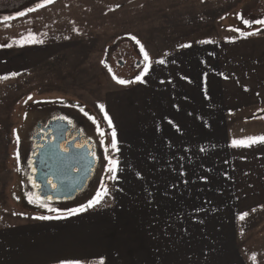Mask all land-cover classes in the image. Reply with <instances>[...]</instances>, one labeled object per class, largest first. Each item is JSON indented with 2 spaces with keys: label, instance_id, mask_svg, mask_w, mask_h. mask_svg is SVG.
<instances>
[{
  "label": "crops",
  "instance_id": "crops-1",
  "mask_svg": "<svg viewBox=\"0 0 264 264\" xmlns=\"http://www.w3.org/2000/svg\"><path fill=\"white\" fill-rule=\"evenodd\" d=\"M111 1L90 0L83 9L80 4L72 5L80 13V21L88 23L86 28L98 23L95 30L105 37H110L109 31L115 37L117 29L123 36L135 37L132 40L139 41V50L142 46L149 56L145 61L139 53L142 59L134 80L119 86L116 95L122 122L118 131L116 128L117 138L123 149L132 150V162L127 164L133 166L135 205H140L143 214L168 215V224L173 223V214H180L187 233L192 229L228 230L226 237L206 240L207 245L212 244V264H264V230L257 235L248 233L238 219L242 213L260 215L264 223V144L231 146L233 139L264 136V117L259 115L264 110V27L221 29L222 33L212 29L209 34L195 28L196 17L179 9L187 4L173 10L172 0H115V9L110 11ZM112 14H117V21L110 27L111 20H106ZM85 31L79 35L88 38L94 34ZM205 40L212 43H200ZM62 44L39 51L31 60L24 48L0 51V79L28 73L57 53ZM183 44L191 47L182 48ZM159 60L165 63H157ZM146 65L149 71L142 76L143 82L137 81ZM130 119L133 126L126 128ZM168 224L164 222V228ZM54 228L60 233L61 227L54 222L17 226L9 234L8 230L4 243L8 263L35 260L28 253V240L23 242L25 246L21 243L35 230L44 231L48 239L44 249L38 250L43 259L59 255L60 243L57 250L48 252L57 241L51 231ZM242 229L244 233H240ZM70 238L72 247L75 237ZM79 246L82 252L97 250L92 244ZM110 248L109 242L107 254ZM19 254L31 261L22 260Z\"/></svg>",
  "mask_w": 264,
  "mask_h": 264
},
{
  "label": "rangeland",
  "instance_id": "rangeland-1",
  "mask_svg": "<svg viewBox=\"0 0 264 264\" xmlns=\"http://www.w3.org/2000/svg\"><path fill=\"white\" fill-rule=\"evenodd\" d=\"M1 1L2 4L6 2ZM87 1L90 2L54 0L52 4L28 12L30 7L43 2L35 0L28 2L27 7L18 12L12 11L7 15L0 13V51L24 48L27 49L28 58L31 60L39 51H47L63 42L57 47V53L31 67L28 73L0 79V264H9V259L4 253L5 234L8 230L9 234L14 227H31L41 222H54L61 227L60 233L55 228L51 230L57 241L48 247V252H54L60 243L61 252L53 259L49 256L43 259V253L38 250L44 249L48 239L44 231L35 230L33 235L29 233V239L24 238L21 241L25 246L23 242L28 240L31 249L28 253L35 259L31 261L26 255L19 254L22 260L31 261L28 264H41L43 260H51V264H62L65 261L101 264V260L103 264H202V261L198 262V258L208 259L209 262L205 264H212V244L207 245L206 240L209 241L211 237H226L228 230L192 229L187 233L182 229L184 224L180 222V214H173V223L168 224L165 221L168 215L143 214L140 205H135L133 166L127 164L132 162V150L123 149L124 144L117 138V131L122 122L120 123L116 95L118 87L122 85L118 84L113 76L128 80L137 74L140 66L136 65L142 59L139 55V45L123 36L117 29L115 37L111 36L114 34L111 31L108 32L110 37H105L98 35L99 29L95 30L98 23L86 28L88 23L80 21V13L75 12L74 9L77 8L72 4H80V9H83ZM110 3L111 11L115 9V0ZM172 4L173 10L187 4L179 9L187 11L190 18L196 17L198 21L195 25L198 27L195 28L204 30V33L213 34L221 29L243 31L264 27L254 23L264 19V0H204L202 3L198 0H184L183 3L172 0ZM3 7L6 6L0 8ZM20 12H25L26 15L19 16ZM238 13L250 22V26H245L243 20L237 17ZM173 15H176V12ZM4 16L14 19L3 21ZM107 17L106 22L110 19L108 25L111 27L110 23L117 21V14ZM85 30L87 34L93 32V36L87 38L79 35L84 34L82 31ZM20 44L24 46H18ZM29 96L32 97L31 100L28 99ZM46 114L72 116L74 122L83 120V131L94 140L96 158L100 164L87 194L60 205L37 199L35 196L32 197V202L29 201L32 192L27 176L28 136L35 122ZM105 116L108 117L107 120ZM89 117L94 118L95 123ZM125 126L131 128L132 120L126 122ZM98 128L104 133L102 139L112 158L119 161L115 181L110 179L111 173L106 171L108 161L105 159L106 153ZM113 131L116 133L118 151L110 147ZM102 185L107 187L109 195L100 204L78 214L69 215L71 209L81 208L95 197L97 191H102ZM49 208L56 211H49ZM40 216L53 218L36 219ZM57 216L61 218H55ZM259 216H247L246 222L242 220V228L251 234L262 232L264 223ZM261 216L264 218V215ZM88 220L91 222L83 225ZM164 222L169 225L167 228H164ZM74 227L75 229H71ZM241 232L244 233L243 229ZM69 236L75 237L71 245L76 248L68 244V240L72 241V238L68 239ZM204 241L205 246L201 247ZM109 242L111 250L107 254ZM198 242L201 243L200 247ZM82 243L92 244L97 250H91V253L82 252L78 248ZM186 243H189V246ZM186 247L189 250H185ZM10 264L24 263L19 260Z\"/></svg>",
  "mask_w": 264,
  "mask_h": 264
},
{
  "label": "flooded vegetation",
  "instance_id": "flooded-vegetation-1",
  "mask_svg": "<svg viewBox=\"0 0 264 264\" xmlns=\"http://www.w3.org/2000/svg\"><path fill=\"white\" fill-rule=\"evenodd\" d=\"M35 1V0H6L5 4H2L3 2L0 0V13L2 14H9L10 12H18L20 10H23V8L27 7L28 2ZM63 115H56L52 116L50 114H46L43 117L40 118V120H37L32 128L31 133L28 136L29 141V149H27V176H32V181H29L30 183V190L32 193H35L36 196H38L40 199H43L45 201L54 202L60 205V203H64L67 201H72L74 199H77L80 196H83L87 194L89 191V185L92 183L93 178L96 176L97 171H99L100 164L98 163V158H96V147L94 140L91 139V137L83 131V127L85 126V122L83 120H78L77 122H74L72 120V116H63L65 117V123L63 130L59 133L60 140L57 142V149L59 150L58 155L61 156H67L71 151L73 150H81L80 154H83L84 149L86 150H93L94 158L96 160V165L94 168V172L91 175V178L87 180L84 187L77 191L75 195L71 199H63V200H51L48 199L50 196H47L46 198L41 197V195L45 192V189L41 187L40 183L34 181L33 174L36 172L37 163L35 162V157L37 156L39 148L44 146L46 142L51 141L53 139L55 131H58L56 129L59 127L58 125L60 123L54 122L58 117ZM77 118V117H75ZM71 121V124L67 123L66 121ZM63 145L67 149V151H60V146ZM29 160L32 161V166H28ZM33 182L35 184L39 185V188H34L32 186Z\"/></svg>",
  "mask_w": 264,
  "mask_h": 264
},
{
  "label": "water",
  "instance_id": "water-1",
  "mask_svg": "<svg viewBox=\"0 0 264 264\" xmlns=\"http://www.w3.org/2000/svg\"><path fill=\"white\" fill-rule=\"evenodd\" d=\"M54 122L60 123L56 128L58 131H55L51 141L39 148L35 157L37 167L33 177L34 181L45 189L41 197L50 196L51 200H67L81 190L91 178L96 160L92 149H84L83 154H80L81 150H73L67 156L59 157L57 142L60 140L59 133L63 130L65 122L59 119ZM48 180L57 185L56 190L47 183Z\"/></svg>",
  "mask_w": 264,
  "mask_h": 264
},
{
  "label": "snow or ice",
  "instance_id": "snow-or-ice-1",
  "mask_svg": "<svg viewBox=\"0 0 264 264\" xmlns=\"http://www.w3.org/2000/svg\"><path fill=\"white\" fill-rule=\"evenodd\" d=\"M53 2H54V0H43L42 3H37L35 5V7H30L28 9V12L36 11L39 8L44 7L45 5L52 4ZM18 15L19 16H24V15H26V13L25 12H20ZM237 17L243 20V23L245 24V26H250V22L248 20H246V19H243V17L239 13L237 14ZM12 19H14V17H11V16H4L3 17V21H9V20H12ZM254 23L260 24V25H264V19L256 20V21H254ZM131 38L132 39H136L135 37H131ZM66 39H67V37H66ZM137 43H139V41H137ZM200 43H202V44H208V43H212V41L205 40V41H200ZM5 46L6 47H11V45H5ZM18 46L23 47L24 45L23 44H20ZM181 47L182 48H189V47H191V45H189V44H183V45H181ZM140 52L143 54L144 60L145 61H148L149 60V56H148L147 52L145 51V49L142 46L140 48ZM102 63H104V62L102 61ZM157 63H159V64L162 65V64L165 63V61L164 60H159ZM148 71H149V68L146 65L145 68H144V70L136 77V80L143 82L142 81V76L145 73H147ZM11 75L12 76H16L17 73H12ZM6 78L7 77H5V79ZM113 79L118 84H121V85H124V84L129 83V81H125V80H122V79H118L115 76H113ZM28 99L31 100L32 97L29 96ZM57 119H59L61 121H65L66 118L63 117V116H60ZM89 119H92L93 120V123H95L94 118L89 117ZM105 119L107 120L108 117L105 116ZM66 122L69 123V124H71V121L70 120L69 121H66ZM108 124H109V127L112 126L110 120L108 121ZM97 131H98L99 135L101 136V144L104 146V150H105V153H106L105 159L108 161V166L106 168V171H107V173H111L110 179L113 180V181H115L117 179V172L119 170V161L117 159H115V158H112L111 154L109 153L108 146L107 145H104V141L102 139L104 133L102 131H100L99 128L97 129ZM111 135H112V140H111L110 147H111L112 150L118 151V141L116 139V133H115V131H113L111 133ZM255 144H264V136H260V137H247V138H244V139H233L231 141V146L234 147V148H248V147H251V146H253ZM60 151L64 152V151H67V149L65 147H63V145H61L60 146ZM93 157H94V154H93ZM28 166L29 167L32 166V161L31 160H29ZM19 170H20L19 167H17V171H19ZM28 180L29 181H32V176H28ZM47 183L51 185V187H52L53 190H56L57 185H55L54 183H52L51 180H48ZM32 186L34 188H39L40 187L39 185L35 184V182H33ZM102 189H103L102 191H97L95 197L92 200H90L86 205H84V206H82L81 208H78V209H71L69 211V215L78 214L79 212H82V211H84V210H86L88 208H92L93 206H95L97 204H100L101 201L104 200V198L109 195V192H108L107 187H105V186L102 185ZM33 196H35L37 199L39 198L38 196H36L35 193H32L29 196V201L30 202H32V197ZM48 199H51V197H49ZM41 206H43V205H41ZM49 211H56V210L49 208ZM245 216H247V213H242L238 217V219L244 220ZM52 218L53 217H47V216L36 217V219H40V220H48V219H52ZM55 218H61V217L57 216ZM253 259H255V257H253ZM62 264H78V262H67V261H65V262H62ZM101 264H103V261L102 260H101Z\"/></svg>",
  "mask_w": 264,
  "mask_h": 264
},
{
  "label": "trees",
  "instance_id": "trees-1",
  "mask_svg": "<svg viewBox=\"0 0 264 264\" xmlns=\"http://www.w3.org/2000/svg\"><path fill=\"white\" fill-rule=\"evenodd\" d=\"M104 65H106V63H105ZM106 67H108V65H107ZM135 75H136V74H135ZM135 75L132 76L130 79L125 80V81L132 82V81L134 80V78H135ZM259 115H261L262 117H264V110H263V111H260V112H259ZM61 211H62V210H61ZM65 211H69V209H65Z\"/></svg>",
  "mask_w": 264,
  "mask_h": 264
}]
</instances>
